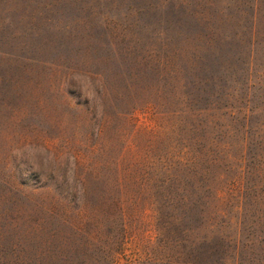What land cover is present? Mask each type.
<instances>
[{
    "label": "rangeland",
    "instance_id": "1",
    "mask_svg": "<svg viewBox=\"0 0 264 264\" xmlns=\"http://www.w3.org/2000/svg\"><path fill=\"white\" fill-rule=\"evenodd\" d=\"M249 1L0 0V190L13 182L23 190L8 195L18 206L0 204V264H264V0L253 40L251 11L240 14ZM152 8L160 9L158 18L141 11ZM87 19L94 35L84 28ZM240 36L245 66L226 53L229 66L241 70L239 91L209 105L199 101L189 73L218 50L237 48ZM154 52L164 66L150 59ZM81 61L103 83L75 76L61 84L50 64L63 70ZM149 102L129 124L114 119L99 132L101 112L114 118ZM120 130L130 137L127 151L142 156L149 148L164 157L184 151L194 158L170 174L178 221L166 238L140 200L122 240ZM126 192L137 196L131 183ZM152 193L160 198L153 185ZM201 198L200 208L194 203ZM83 199L91 217L86 232L98 240L76 250L69 228L49 222L40 206L65 213ZM133 199L124 203L129 211ZM177 252L184 260L159 261Z\"/></svg>",
    "mask_w": 264,
    "mask_h": 264
},
{
    "label": "trees",
    "instance_id": "2",
    "mask_svg": "<svg viewBox=\"0 0 264 264\" xmlns=\"http://www.w3.org/2000/svg\"><path fill=\"white\" fill-rule=\"evenodd\" d=\"M175 9V8H174ZM158 8H152L147 10H141L146 11L156 15L154 18H158ZM248 10L251 11L252 16V24L249 29V32L252 36V40L257 36V29L256 24L258 22V19L260 17V11H261V3L260 0H252L244 4L242 9L240 10V14L242 17H245ZM166 14H168L169 17H172L176 14L175 10L169 9ZM177 20V18H175ZM179 21V19H178ZM177 21V22H178ZM176 22V24H177ZM66 27L71 28L72 24L69 22H66ZM84 28L86 30H89L88 34L94 35L96 33V28L93 25L92 19L84 20L83 22ZM154 26V25H153ZM116 30V29H115ZM229 38L228 36H226ZM239 45L237 48H233L231 45L228 49V51H225V49H220L217 51V53H213L210 56H208L203 61V66L201 68H197L196 71L193 73H189L190 76H192V79L190 80V83L194 86L196 90V96L200 99L199 101H204L207 105H209L213 98L217 99H223L227 96H229V92L234 90L235 92L239 91V86H241V81L238 76L241 72V70L237 67H230L229 61L227 60L226 53L232 52V58L236 60V62L240 63L241 69L245 66V62L242 58L244 54L242 53V47L247 48V44L245 43L244 37L240 36L238 37ZM57 45L58 48L55 50L61 51L63 50V42L61 43V40L55 41V46ZM151 47H156L153 44H151ZM156 49V48H154ZM10 53V52H9ZM14 53V52H11ZM27 54H30L27 52ZM17 56L14 54H7L2 55V57H12ZM151 57L158 63L160 66H164L165 62H162V58L160 54L157 52L150 53V59ZM26 60L35 61L34 58L30 56L25 57ZM176 57L172 56V62L175 61ZM53 68V72L55 75H57L60 79V83L63 84L64 82H68L69 78H73L75 76H91L92 78H95V80L100 81L103 83L104 77L101 73H93L92 70L89 68V64L85 61H81L80 64H70L69 66H66L65 69L62 70L63 64H59L58 62H51L50 63ZM12 65V64H10ZM163 68V67H162ZM236 77V78H235ZM100 78V79H98ZM6 82L13 83V78H8ZM53 82V81H52ZM106 94V89L104 87V84H102V91L101 96H104ZM124 103L125 100H123ZM183 102L180 98V103ZM159 108H162L163 110L166 109V104L161 103H155ZM152 106L151 103L142 106H138L137 104H134V106L130 110H118L115 114V117L112 118L110 114L105 110L104 112H101V118H100V124H99V132L101 133V130L104 128H109L113 123L114 119H120L126 123H130L131 116L135 115L138 111H147L149 107ZM92 108L86 107L87 112H89ZM153 109V108H151ZM167 113V112H166ZM174 116L182 114V111H174ZM177 113V114H176ZM247 118V117H246ZM257 131V130H256ZM119 139L122 142L123 147L120 150V154L118 159L116 160L117 167H116V184L117 189L119 192V203L117 204V207L120 211L121 215V230L122 231V240L126 237V234L129 231L130 226L132 227L133 217L136 215V208L139 206L140 200H147L145 201L149 205V210L151 212L152 218L155 220L156 225L158 226V230L162 233L163 236H166L168 234V229L170 226H176L178 219L175 218L171 213H174L176 210V204L173 200L174 197L171 196L170 190L167 188L171 185L169 182L173 179L170 175L177 166H180L183 163V160H186V164L192 163L193 159L188 155V153H184V151L179 152L178 154L172 155V156H158L154 150L147 149L145 154L142 156L139 154H136L131 151H127L128 145L127 142H129L130 137L126 135V133L123 130H120L119 132ZM151 148V147H150ZM1 162V160H0ZM1 164V163H0ZM128 183H131L132 185L136 186L137 196L133 199L128 197V192H126V186ZM6 188H4V193L1 194L0 190V204L2 202H5L6 199H8L7 202H10L14 204L15 206H18L19 204L16 202H19L20 200H16L13 197H10L8 195L13 196L14 194L23 193V190L20 189L21 186H19L16 183H8L3 184ZM23 185V184H22ZM154 186L156 195L158 193L159 197L161 198H155L153 193L150 196V187ZM50 187V186H48ZM47 187V188H48ZM87 187L88 184L86 181L82 182V189H83V198L85 199L87 196ZM3 190V189H2ZM166 190V191H165ZM162 191V192H161ZM148 197H145L148 195ZM128 197V198H127ZM198 198H200L198 196ZM84 199L80 202V204L76 207H69L68 211L64 213V211H57L56 209H50L44 208L43 206H40L42 210H44L45 216L48 218L49 222L51 221H62L64 225H66L69 230L71 231V237L73 242H75L76 250L79 249L82 246H86V249H91V245H95V242L98 240L97 237L91 236L86 232V227L88 220H90V216H88L89 206L86 203V200ZM130 199H133V202L131 203L130 211L129 208L125 206V201H128L130 203ZM202 199V198H201ZM198 199L195 201L194 204H198L201 208V204L204 205L206 202L204 199ZM160 200V201H159ZM135 206V209H134ZM71 213V214H69ZM203 213V209L201 211ZM89 218V219H88ZM131 223V224H130ZM42 230V225H39L37 227V231ZM84 239V243H79L78 240ZM120 238L116 240V242H119ZM94 244H92V243ZM114 243V240H113ZM91 244V245H89ZM74 251V250H73ZM178 253V252H177ZM114 259L119 258V254L112 252L111 254ZM175 257V258H174ZM176 260H184L182 258L181 254H172V256H166L163 259H160V262H171V259Z\"/></svg>",
    "mask_w": 264,
    "mask_h": 264
}]
</instances>
